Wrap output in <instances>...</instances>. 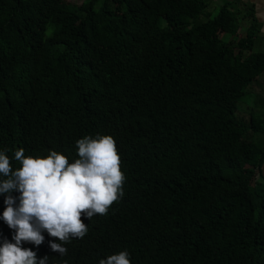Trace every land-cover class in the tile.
<instances>
[{
	"label": "trees",
	"instance_id": "1",
	"mask_svg": "<svg viewBox=\"0 0 264 264\" xmlns=\"http://www.w3.org/2000/svg\"><path fill=\"white\" fill-rule=\"evenodd\" d=\"M233 4L211 17L207 0H0V151L13 170L21 148L73 163L79 139L108 135L124 174L106 213H82L83 237L21 242L37 264L125 250L131 264H264V99L246 91L264 72L261 23ZM8 195L0 246L15 243Z\"/></svg>",
	"mask_w": 264,
	"mask_h": 264
},
{
	"label": "clouds",
	"instance_id": "2",
	"mask_svg": "<svg viewBox=\"0 0 264 264\" xmlns=\"http://www.w3.org/2000/svg\"><path fill=\"white\" fill-rule=\"evenodd\" d=\"M79 158L69 163L65 155L51 151L46 157L25 156L24 149L14 152L13 159L21 166L13 170L9 156L0 151V193H9L3 220L15 229L14 241L0 246V264H37L36 253L21 247L22 241L40 245L42 230L67 241L70 236L83 237L87 231L81 215L91 218L106 213L119 198L124 181L120 157L111 136L79 139ZM13 189L20 192L19 206L13 207ZM51 249L60 254L66 248L51 242ZM48 257L39 260L47 264ZM99 264H131L127 251L110 255Z\"/></svg>",
	"mask_w": 264,
	"mask_h": 264
},
{
	"label": "rangeland",
	"instance_id": "3",
	"mask_svg": "<svg viewBox=\"0 0 264 264\" xmlns=\"http://www.w3.org/2000/svg\"><path fill=\"white\" fill-rule=\"evenodd\" d=\"M241 2H237L235 4H233L234 6L238 7L240 9V15L243 14V12L246 11L247 6H245V4H243V1L240 0ZM208 2V7L207 10L208 12H210L211 17L215 16L221 5L223 4V0H207ZM259 2V0H258ZM262 9V10H260ZM257 16H259V19L262 21L263 25L261 27V36L259 38H257L258 40L256 41L254 50H261L264 51V3L262 4V0H260V3L258 4V9H257ZM201 20H205L206 17L205 16H201L200 18ZM240 23V27H239V31H238V35L239 36H243L245 33V30L247 28V26L249 25V21L247 19H240L239 20ZM224 38H231V36L229 34H225ZM246 91L248 92V96L250 97H255L258 96L261 99H264V72L261 73L253 82H251L249 84V86L247 87ZM262 104V103H261ZM240 109L237 112L238 115L243 116L245 119L249 118V106H253L252 104H250L249 106L242 103L239 104ZM262 107V106H261ZM256 110H260V113H263L264 116V106L263 109L260 107H255Z\"/></svg>",
	"mask_w": 264,
	"mask_h": 264
},
{
	"label": "crops",
	"instance_id": "4",
	"mask_svg": "<svg viewBox=\"0 0 264 264\" xmlns=\"http://www.w3.org/2000/svg\"><path fill=\"white\" fill-rule=\"evenodd\" d=\"M234 3H237V2H241L240 0H230ZM237 1V2H236ZM243 1V0H242ZM243 2H246V3H250L254 6V9H255V15L257 17V19L259 20V22L261 23V27L263 25L262 21L259 19V16H257V9H258V4L260 3V0L258 2V0H244ZM264 3V0H262V4ZM262 10V9H260Z\"/></svg>",
	"mask_w": 264,
	"mask_h": 264
}]
</instances>
